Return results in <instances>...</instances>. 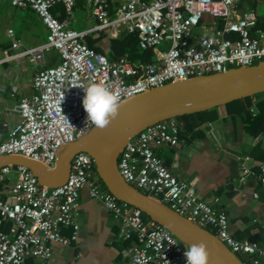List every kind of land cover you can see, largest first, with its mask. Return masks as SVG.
<instances>
[{
  "label": "built area",
  "instance_id": "2783aa9c",
  "mask_svg": "<svg viewBox=\"0 0 264 264\" xmlns=\"http://www.w3.org/2000/svg\"><path fill=\"white\" fill-rule=\"evenodd\" d=\"M9 1L15 8L31 9L47 30V39L42 46L25 49L13 42L11 48L18 52H0V65L26 56L39 63L43 52L50 49L57 52L59 63L36 71L33 95L22 98L14 109L18 122L0 142V156H23L48 168L54 166L62 145L93 128L86 124L82 106L83 89L91 84L105 85L122 104L168 83L264 62L257 0H252L249 9L245 7L247 0ZM77 1L89 9L94 27L72 30L68 21L59 20L52 12L61 5L71 15ZM121 27L136 34L141 50L152 51L154 63L112 62L85 42L92 32L117 35ZM180 127L177 119H170L131 139L118 159L120 175L141 193L213 234L243 264H264V242L235 239L226 213L216 207L219 199L212 203L203 200L194 187L177 180L154 155L153 147L177 144ZM250 176L257 178L264 192V164L257 173L242 165L240 182ZM84 189L119 222L118 238L130 244L128 264H186V248L173 235L100 187L91 158L85 153L73 157L67 181L54 189L40 187L24 167L0 169V264H44L52 256L53 245L65 247L74 242L79 229L77 201ZM64 229L71 231L69 237L62 234Z\"/></svg>",
  "mask_w": 264,
  "mask_h": 264
},
{
  "label": "crops",
  "instance_id": "0c3cea01",
  "mask_svg": "<svg viewBox=\"0 0 264 264\" xmlns=\"http://www.w3.org/2000/svg\"><path fill=\"white\" fill-rule=\"evenodd\" d=\"M53 14L59 20L68 21V27L76 31L89 29L94 21L82 1L75 3L71 15H67L61 5L53 9ZM77 14L83 17L76 20ZM259 17L260 21L264 20V17ZM260 27L262 25L258 30L264 32ZM123 30L128 33L124 27L118 29L117 35L99 32L104 39L98 46L107 58L110 41L119 38ZM46 39L47 30L31 9L15 8L9 0H0V52L17 53L18 50L11 48L13 42H18L20 49H25L42 46ZM58 63L57 52L50 49L43 52L39 63L26 56L0 65V142L7 138L10 129L18 122L14 109L20 100L33 95L32 80L36 71ZM262 105L264 93L252 99L249 109L252 116ZM247 120V115L225 116L189 131L179 121L177 144L153 147L152 150L177 180L194 187L203 200L212 203L219 199L216 207L226 213L229 232L235 239L262 244L264 192L255 176L248 177L245 182H240V177L242 165L257 173L264 164V132L252 137L247 131ZM77 202V239L65 247L53 245L52 256L44 264H128L130 244L118 238L119 222L100 203L91 199L86 189L79 193ZM70 233L69 229L62 230L66 237ZM28 263L34 264L33 261Z\"/></svg>",
  "mask_w": 264,
  "mask_h": 264
},
{
  "label": "water",
  "instance_id": "95a60500",
  "mask_svg": "<svg viewBox=\"0 0 264 264\" xmlns=\"http://www.w3.org/2000/svg\"><path fill=\"white\" fill-rule=\"evenodd\" d=\"M263 93L264 62L168 83L120 104L119 115L105 129L93 126L83 137L62 145L56 152L52 168L23 156L6 155L0 156V169L6 166L24 167L36 178L40 187L54 189L67 181L73 157L85 153L91 158L100 183L117 201L138 209L185 248L203 242L208 253L207 264H243L213 234L126 183L119 173L118 159L129 141L147 127Z\"/></svg>",
  "mask_w": 264,
  "mask_h": 264
},
{
  "label": "trees",
  "instance_id": "16d2710c",
  "mask_svg": "<svg viewBox=\"0 0 264 264\" xmlns=\"http://www.w3.org/2000/svg\"><path fill=\"white\" fill-rule=\"evenodd\" d=\"M258 24H260L259 26L262 25V27H260L261 29H264V20L259 21ZM95 25L96 22L94 20L91 27H94ZM103 39V34L99 32H92L86 36L85 42L91 49H94L96 52L103 53L102 49L98 46V43ZM122 58H125L131 64L141 66L154 63L155 61L152 51H144L139 48L136 34H128L124 30L121 32L119 38L110 41V55L108 57V59L112 62H117ZM254 97L255 96L233 101L209 111L185 115L175 119L182 121V127L189 131L197 129L204 123L213 122L220 117L247 115V131L250 135H252V137H258L264 132V105L260 106L258 108V113L252 116L249 109L251 107V101ZM100 187L106 191L101 183Z\"/></svg>",
  "mask_w": 264,
  "mask_h": 264
},
{
  "label": "clouds",
  "instance_id": "9594fccd",
  "mask_svg": "<svg viewBox=\"0 0 264 264\" xmlns=\"http://www.w3.org/2000/svg\"><path fill=\"white\" fill-rule=\"evenodd\" d=\"M83 90L82 106L86 113V124L105 129L119 115V96L103 84H91ZM63 119L71 126L66 116L63 115ZM183 255L186 264H207L208 253L203 242L186 246Z\"/></svg>",
  "mask_w": 264,
  "mask_h": 264
},
{
  "label": "rangeland",
  "instance_id": "374dc122",
  "mask_svg": "<svg viewBox=\"0 0 264 264\" xmlns=\"http://www.w3.org/2000/svg\"><path fill=\"white\" fill-rule=\"evenodd\" d=\"M247 1H248L247 2L248 5L246 6V9H249L253 5V3H252V0H247ZM255 7H256L255 10H256L257 14L261 17H264V0H257ZM81 17H83L82 14H79V15L77 14L76 20H80ZM86 27L88 28L89 25H86ZM78 28H79V26H78Z\"/></svg>",
  "mask_w": 264,
  "mask_h": 264
}]
</instances>
